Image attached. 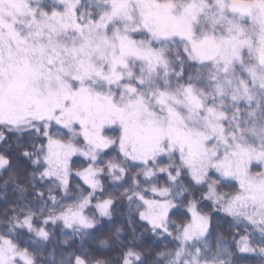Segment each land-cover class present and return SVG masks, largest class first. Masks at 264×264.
Listing matches in <instances>:
<instances>
[{
    "label": "snow or ice",
    "instance_id": "obj_1",
    "mask_svg": "<svg viewBox=\"0 0 264 264\" xmlns=\"http://www.w3.org/2000/svg\"><path fill=\"white\" fill-rule=\"evenodd\" d=\"M13 152L0 264H264V0H0ZM124 201L131 239L97 237Z\"/></svg>",
    "mask_w": 264,
    "mask_h": 264
},
{
    "label": "rangeland",
    "instance_id": "obj_2",
    "mask_svg": "<svg viewBox=\"0 0 264 264\" xmlns=\"http://www.w3.org/2000/svg\"><path fill=\"white\" fill-rule=\"evenodd\" d=\"M12 159V168L8 171L0 170V212L6 207L7 203L12 202L16 199L17 193L14 191V184L9 181L7 185H5V181L9 180V177H15L18 175L20 182H26L27 178L30 175L31 167L27 161H25L18 153L13 152L11 154ZM111 190V189H109ZM31 199V197H28ZM203 209L205 212H208L212 217V227L216 233H222L226 236V238L231 242L230 233L236 232L235 228H231L229 226L230 218L226 217L222 212H217L211 209L210 202H205L203 205ZM3 217L0 216V219ZM128 218H129V210L127 207V201H124L122 204L117 205V211L113 214L112 219L109 221L106 218L102 219L103 228L96 233V236L99 237L103 233H107L109 231H114L115 228L121 227L125 229L124 234L121 236V239L129 240L131 236L127 230L128 226ZM136 221V234H137V247L140 249H144L150 245L155 247H160L159 245H154L153 239L150 233H144L142 231L143 222H140L138 217H133ZM173 219H177L176 216H173ZM236 239H239V236H236ZM86 248H95V241L88 240L85 242ZM107 256H115L117 253L114 250L102 249ZM238 264H260V261L256 257L251 256H241L238 260Z\"/></svg>",
    "mask_w": 264,
    "mask_h": 264
}]
</instances>
